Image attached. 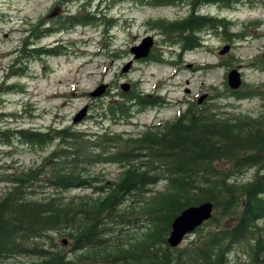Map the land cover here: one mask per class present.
<instances>
[{
	"label": "trees",
	"instance_id": "1",
	"mask_svg": "<svg viewBox=\"0 0 264 264\" xmlns=\"http://www.w3.org/2000/svg\"><path fill=\"white\" fill-rule=\"evenodd\" d=\"M123 2L150 8L189 4L195 12L227 4V0H56L48 14L51 23L40 18L29 26L10 55L4 79L27 75L32 60L72 54L73 41L50 48H36V43L76 27L98 26L108 42L96 55L121 58L111 47L112 29L119 20L109 9ZM74 4L75 11L57 15L59 8ZM231 26L216 15L150 22L166 46L179 45L181 54L202 48L206 30L220 32L228 42L242 39L231 34ZM150 57L165 63L158 52ZM257 66L263 67L264 60ZM263 87L243 82V92L229 94L237 100L257 97L264 102ZM2 88L3 95L24 93L20 83H1ZM163 103L134 85L105 107L100 105L98 115L114 123L129 122L134 108L141 112ZM217 109L214 103H193L174 119L137 134L92 132L71 125L45 130L0 127V148H12L15 142L40 150L52 147L35 165L7 170L0 177L6 185L0 195V264H264V112L231 116ZM13 118L21 117L0 113V122ZM98 165H116L120 171L109 179L92 171ZM160 184L161 189H155ZM205 202L213 205L210 220L190 234L192 240L171 248L167 238L172 222L186 208ZM238 245L246 259L232 263L230 255ZM18 258L32 261L11 262Z\"/></svg>",
	"mask_w": 264,
	"mask_h": 264
},
{
	"label": "rangeland",
	"instance_id": "2",
	"mask_svg": "<svg viewBox=\"0 0 264 264\" xmlns=\"http://www.w3.org/2000/svg\"><path fill=\"white\" fill-rule=\"evenodd\" d=\"M55 1L0 0V84L24 85L22 94L10 92L3 95V88L0 89V113H11L21 117L5 119L0 122V127L45 130L51 125L60 127L71 125L92 132L110 129L137 134L147 126L174 119L183 107L180 103L191 99L196 102L203 94L212 97L209 103L216 104L217 111L231 116L254 117L264 112V102L260 98L237 100L230 96V90L226 86V75L232 68L239 69L242 81L246 85L255 89L264 86V70L257 66V61L264 60V26L260 28L255 26L256 21L264 22V10L259 5L251 6L248 3V1L254 3V0H244L243 4L235 8L225 7L227 5L223 4L204 7L201 12L231 22V34L240 35L242 39L228 42L219 35L220 32L210 33V36H204L206 43L202 48L185 54H181L177 46L173 49L166 46L164 36L150 27L153 20L160 18L172 20L181 17V7L150 8L147 5L130 2L115 4L109 10L119 20V24L112 29L110 40L111 47L121 53V58L96 55L99 47L108 42L107 38L102 37L98 26L76 27L44 37L36 43V48H50L61 43L68 45L73 41L75 48L72 54L32 60L27 75L18 80H5L4 75L12 59L11 53L16 51L31 24L40 18L51 23L48 14L54 10ZM76 9L75 4L58 10L55 8L57 15H64L66 11ZM145 36L153 37L155 45L152 54L158 52L164 58V64L133 60L129 49L139 44ZM225 45L232 46V49L221 55L219 52ZM132 60L131 70L122 74L121 69ZM189 66L191 67L188 68ZM110 83L114 86L110 89L109 95L104 94L95 100L89 97L88 94L101 84H108V91ZM122 83L130 84V90L131 84H136L146 95L158 96L164 103L160 106L147 107L141 112L134 108L129 122L114 123L107 118L101 119L98 115L101 112L99 106L103 104L105 107L109 101L114 100L117 94L122 92L119 87ZM243 91L241 88L240 92ZM89 104L92 106L87 112V117L73 125L74 115ZM51 149V145L40 150L37 147L21 146L18 142H15L12 148H0V177L7 170H22L35 165L37 160ZM92 171L102 173L106 178L115 179L120 169L116 165H98L93 167ZM250 175L251 172L245 177L248 178ZM5 187L6 185L0 182V195ZM161 187L162 184L155 189ZM189 236L191 235L184 238L181 246L189 239H193ZM243 251L244 248L238 245L230 255L231 262L246 259ZM29 261L32 259L11 260L17 263Z\"/></svg>",
	"mask_w": 264,
	"mask_h": 264
},
{
	"label": "water",
	"instance_id": "3",
	"mask_svg": "<svg viewBox=\"0 0 264 264\" xmlns=\"http://www.w3.org/2000/svg\"><path fill=\"white\" fill-rule=\"evenodd\" d=\"M154 45V39L152 36L144 37L139 44L130 47L129 53L132 55L134 61L144 60L148 57L152 47ZM230 49L229 45H225L219 52L221 55L226 54ZM133 60L125 64L121 69L122 74H126L131 70ZM242 78L238 68H232L226 75V84L229 90L238 91L242 86ZM120 90L126 94L130 91V84H120ZM108 84H101L88 95L92 99L101 98L107 91ZM188 92V90H186ZM205 99L202 95L197 99V104ZM88 107L84 106L74 117L72 118V124L80 123L86 116ZM213 205L210 202H205L197 206L186 208L181 214L172 222L171 232L167 238V244L171 248L178 247L186 236L192 234L197 228L201 227L205 222L210 220L212 216Z\"/></svg>",
	"mask_w": 264,
	"mask_h": 264
},
{
	"label": "flooded vegetation",
	"instance_id": "4",
	"mask_svg": "<svg viewBox=\"0 0 264 264\" xmlns=\"http://www.w3.org/2000/svg\"><path fill=\"white\" fill-rule=\"evenodd\" d=\"M228 1H229V5L230 6H228ZM244 3V0H227V7H229V8H235V7H237L238 5H241V4H243ZM248 3H250V5L252 6V5H259L261 8H262V10H264V0H254V3H252L251 1H248ZM179 7H181L182 8V16L181 17H179V18H177V19H172V20H169V21H174V20H177V21H179V22H184L185 20H187V19H189L191 16L192 17H196L197 15H207V13H204V12H201L200 10H197V12H195V10L194 9H192V6L191 5H189V4H180L179 5ZM210 16V15H209ZM214 17V16H213ZM255 26H258V28H260V27H262V26H264V22H261V21H256L255 22ZM156 30V29H155ZM158 32H159V30H157ZM160 33V32H159ZM210 33H213V32H211L210 30H206V31H204V32H202V41H204L203 43H204V45H205V43H206V41H205V37L204 36H210ZM154 45H155V43H154ZM179 48H180V46L179 45H177ZM230 46V45H229ZM230 48L232 49V46H230ZM153 49H154V46H153V48L151 49V51H150V53H149V55H148V57L146 58V59H144V60H139L138 62H154L153 60H152V58L150 57L151 56V53H152V51H153ZM190 51H192V50H190ZM190 51H187V52H190ZM186 53V52H185ZM179 56H181V55H179ZM135 62H137V61H135ZM155 63V62H154ZM259 65V64H258ZM191 66H189L188 68H190ZM262 70H264V67H260ZM136 86V84H131V86ZM113 87V86H112ZM112 87H110V84H109V90L112 88ZM204 96H205V99L201 102V104H199V105H206V104H208L211 100H212V97H210L209 95H206V94H203ZM195 98V97H194ZM99 102V101H98ZM93 103H95V101L93 102ZM193 103H196L197 104V101L195 102L194 101V99H191V100H186V101H184V102H182V103H180V105H183V107H182V109H181V111L179 110V114L181 113V112H183L185 109H187L189 106H191ZM198 105V104H197ZM91 106L92 105H88V110H90V108H91ZM87 117V116H86ZM85 117V118H86ZM97 119V118H96Z\"/></svg>",
	"mask_w": 264,
	"mask_h": 264
}]
</instances>
